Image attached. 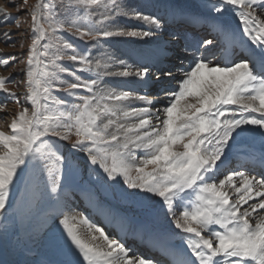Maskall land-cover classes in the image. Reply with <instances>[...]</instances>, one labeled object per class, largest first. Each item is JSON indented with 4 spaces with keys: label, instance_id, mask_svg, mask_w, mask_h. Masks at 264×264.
Returning <instances> with one entry per match:
<instances>
[{
    "label": "snow or ice",
    "instance_id": "6c2138e0",
    "mask_svg": "<svg viewBox=\"0 0 264 264\" xmlns=\"http://www.w3.org/2000/svg\"><path fill=\"white\" fill-rule=\"evenodd\" d=\"M9 6L25 11L15 0ZM201 7L170 9L171 24L124 0H35L26 9L23 98L7 87L11 76H0V109L7 99L18 105L0 130V248L32 254L22 234L51 232L53 254L69 258L0 264H264V0H201ZM16 19L0 6V24ZM0 35L14 43L13 33ZM113 38L148 47L128 60L101 52ZM16 59L0 56V66ZM164 78L177 87L164 92L162 108L147 92L111 86L135 80L147 89ZM248 136H259L258 156L242 143ZM232 156L252 166L224 169ZM98 188L139 205L116 214L124 238L65 210L69 189L98 200ZM13 198L23 210L10 218ZM161 215L174 228L157 227ZM129 233L155 239L164 259L133 252Z\"/></svg>",
    "mask_w": 264,
    "mask_h": 264
},
{
    "label": "rangeland",
    "instance_id": "374dc122",
    "mask_svg": "<svg viewBox=\"0 0 264 264\" xmlns=\"http://www.w3.org/2000/svg\"><path fill=\"white\" fill-rule=\"evenodd\" d=\"M158 1H167L169 4L176 5L177 7H186L191 10H198L202 11L201 7V0H174L170 2V0H124L125 3H128L127 5L130 8L133 9H142L145 11L146 14H153V11H156V8H159V3ZM35 3V0H27V5H24L23 0H15L16 5H20L22 8L25 9V11H18L16 6H9V0H0V6H4L6 8L7 13H9L11 16L16 17V20L11 21L10 23L7 24H0V33H3L5 31H8L10 33H13L12 36V41L14 43H9L6 44L4 42V38L2 35H0V56L2 57H8L10 55H15L17 57L15 62H11L8 67H3L0 66V76L4 77H9L11 76L13 79L12 83H9L7 87L12 91L17 93L18 96L23 98V93H24V87H23V80L24 76L22 74V69L24 68V63L23 61L26 58L27 55V47L28 44L30 43V17L27 16L26 14V9L33 5ZM130 3V5H129ZM131 3L133 5H131ZM135 5V6H134ZM158 13V12H157ZM17 22H19V28L16 27ZM122 24H128L131 26L132 24H135V21H128L126 19H121L119 21ZM232 24L235 25L236 27V22L232 21ZM65 36H67V33H65ZM68 39H74L71 36H67ZM117 39L119 38H113V42L109 40L107 43L103 44V47L101 48V52L105 50V52H108L109 54H114L115 56H119L122 59L128 60V55L129 53L126 51L124 46L117 45ZM127 39L128 42L134 43L133 38H124ZM165 39V37H164ZM78 42V41H74ZM111 42V43H110ZM21 44H23V47H21ZM94 55H99L96 52L93 53ZM133 59H137L136 56L133 57ZM131 63L132 61H128ZM115 70V69H113ZM19 85V86H17ZM128 84H123L119 83V79L113 80L111 83V86H117V87H122L125 90H132L134 92H137L138 94H144V89L139 88L136 91L133 89V85L131 84L130 86H127ZM173 84H171L169 87H171ZM169 89V88H167ZM156 94V93H154ZM149 98H153V96H149ZM6 99L5 94H0V102H4ZM156 100V99H154ZM161 100V99H160ZM163 100V99H162ZM161 103V104H158ZM156 104V107L162 108L163 106L166 105L165 100L160 101ZM165 103V104H163ZM18 111V105L12 101L11 99H7V103L5 106L0 109V119H2L5 127L0 130L7 131V123H10L12 117L16 114ZM65 145H67L70 142H63ZM70 191L72 189H69ZM133 191V190H129ZM100 194L104 195L105 197L109 198L110 201L115 202V203H120L125 205L128 209H133L139 208V205L135 203V201L131 198H113L112 195V190L108 189L107 191L103 189L97 190V196L98 200L101 201L102 203L106 204V201L100 196ZM80 195L83 196H88L91 200L94 201L93 197H90L89 195L82 193L78 195H72L69 193L68 197L70 199L72 198H78ZM122 209H124V206L120 205ZM19 207L21 211L23 210V206L20 204L18 200H16L15 207L14 208H8L7 209V214L11 218V213ZM75 208L77 210L83 211L82 205H75ZM75 213V212H74ZM131 215V214H129ZM139 215V213H137ZM17 221H19V216H17ZM0 221H3V217H0ZM157 227H163L164 229H168L169 227H173L170 225V218L167 220L161 215L158 220H157ZM178 231V230H176ZM51 235V232H48L44 235L39 236L35 240H27L25 237H23L22 234V244L27 245V247H30L33 249V253L29 255L28 253L21 252L18 250H13L10 248L12 254L14 255L15 261H24V260H39L42 258H56V259H68L63 252H57L53 254L52 250L49 247L48 241L49 237ZM177 245H180V242H176ZM72 259H77V257H71Z\"/></svg>",
    "mask_w": 264,
    "mask_h": 264
},
{
    "label": "bare ground",
    "instance_id": "6f19581e",
    "mask_svg": "<svg viewBox=\"0 0 264 264\" xmlns=\"http://www.w3.org/2000/svg\"><path fill=\"white\" fill-rule=\"evenodd\" d=\"M173 1L174 0H172V2ZM158 2H160L159 8L161 10L162 9H169L170 10L173 8V6H174V8L176 6L173 4H172V6H170V4L167 1H158ZM170 2H171V0H170ZM126 4H128V3H126ZM129 5H130V3H129ZM131 5H133V4L131 3ZM181 8L188 10V11L190 10L189 8H186L185 6L181 7ZM164 15L167 16L166 14H164ZM166 18H168L169 23H171V19L169 18V16H167ZM231 27L234 29L236 28L235 25L232 23H231ZM111 41L113 42L112 39H111ZM133 41H134V43H130L132 41L128 42L127 39L119 38V39H117L116 44L120 45V46L126 45L124 48L126 49V51L129 54H132L134 52H140V51H142L148 47L147 45L141 44L139 41H136V40H133ZM102 52H105V50ZM97 54H100V53H97ZM97 56H99V55H97ZM120 82L123 84H128L127 86H130L132 84L133 89L135 91L137 89H139L140 87L144 88L141 84H139L135 80H130L127 83L119 80V83ZM165 89H167V88H165ZM155 93H156V91H155ZM151 99H156V98L153 97ZM254 115H258V114H254ZM242 143H244V144L247 143L249 146H251L255 151H257L259 153V151H260V138H259V136L245 137V138H243ZM232 157H236V156H232ZM232 157H230V158H232ZM234 166H238V164H235ZM67 204H68V208L65 210L69 211L70 214H74V212L75 213H84L86 216H88L91 219V221L95 222L97 225H102L109 235H115L118 231H120L122 238H124V233L121 231V228L124 227V230L126 231V226L121 225L120 220H119L118 216L116 215L117 213H119L118 208H109V207H107V206H105L99 202H95V201L91 200L88 196H83V195H80V197H78V198H72V199H70L68 197L67 198ZM75 205H82L83 211H80V210L75 211L76 210ZM118 206L120 209L121 206L120 205H118ZM129 234L125 238V243L126 242L129 243V246L127 245L129 248L132 249V248L137 247L140 249L142 254L145 256L147 255V256H151V257L161 258L162 260L164 259V253L161 250V248L157 246L159 244L156 242L155 239H153L155 244H153V242L151 241V242L142 243L141 245H137L132 241L133 239L131 236H129ZM169 244L171 245L170 242H169Z\"/></svg>",
    "mask_w": 264,
    "mask_h": 264
}]
</instances>
